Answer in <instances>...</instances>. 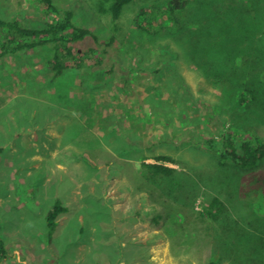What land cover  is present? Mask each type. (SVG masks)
<instances>
[{"label": "rangeland", "instance_id": "1", "mask_svg": "<svg viewBox=\"0 0 264 264\" xmlns=\"http://www.w3.org/2000/svg\"><path fill=\"white\" fill-rule=\"evenodd\" d=\"M43 1L0 0V19L51 20ZM168 1L132 0L114 22L105 0H53L98 37L79 43L104 61L86 72L56 78L49 47L0 59L1 264H264V158L238 169L207 143L264 142V0H188L180 29ZM159 155L177 172L153 184L142 164Z\"/></svg>", "mask_w": 264, "mask_h": 264}, {"label": "trees", "instance_id": "2", "mask_svg": "<svg viewBox=\"0 0 264 264\" xmlns=\"http://www.w3.org/2000/svg\"><path fill=\"white\" fill-rule=\"evenodd\" d=\"M43 2H45L47 6L46 9L49 11L48 13L53 17L51 20L27 25L17 18L0 19V36L2 39L0 43V59L7 56L18 55L22 52L36 51L41 48L49 47L51 54L46 61V65L53 71L56 78L66 71L84 72L87 69L91 70L94 66L103 65V59L99 57L96 58V48H90L87 52H79V43L87 38L88 40H94L98 44L97 35L89 28L77 23L74 20V13L71 9H57L53 5V0H44ZM105 2L107 10H109L115 22L120 18L124 8L128 6L132 0H105ZM188 5V0H169L162 14L163 16H167L168 20H171L173 24L180 29L183 27L180 13L186 11ZM223 8H225L223 12L227 15H229V12L233 15L236 14L232 5H224ZM140 27L143 28L142 26ZM161 31L163 30L160 29L159 32H149L151 35H157ZM111 41L112 40H110V42ZM87 57H89V59L91 57L88 63L86 62ZM112 72V69H102L93 72L90 76L100 84L106 79V76L112 74ZM157 72H160V70ZM245 92L252 95L250 89H246ZM244 101L250 102V100L242 96V102ZM219 141L220 142L215 143V141L209 140L207 143L209 147L215 151L221 163L223 161H230L238 169L250 171L258 167L264 158V142L260 139L240 141L235 135L227 133ZM166 163L176 164L177 162L175 159L165 155L156 156L153 163L143 162L142 165L145 169L147 180L153 184H158L161 179L170 177L177 172L175 168L168 166ZM156 203H158V205L162 204L161 202ZM162 205L164 207L165 204ZM68 211V207H66L60 199L56 200L51 209H49L45 216L48 244H51L53 241V233L58 225L57 220L59 216ZM225 212L226 205L217 196H215L205 208V214H207L210 220H219ZM201 216L203 215L201 214ZM158 218H161V216H156V219ZM258 239H260V241L257 242V252L254 256L264 251V236L258 237ZM250 256L253 257L252 254ZM8 258L9 251L6 248L5 241L0 236V264ZM207 264H218L217 258L212 257Z\"/></svg>", "mask_w": 264, "mask_h": 264}]
</instances>
